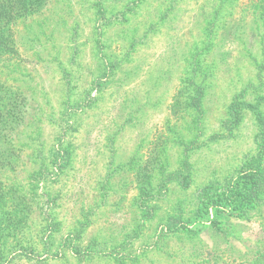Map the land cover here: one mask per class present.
Segmentation results:
<instances>
[{"label":"rangeland","instance_id":"obj_1","mask_svg":"<svg viewBox=\"0 0 264 264\" xmlns=\"http://www.w3.org/2000/svg\"><path fill=\"white\" fill-rule=\"evenodd\" d=\"M258 148L264 0H0V264L245 262L264 202L227 237L194 207Z\"/></svg>","mask_w":264,"mask_h":264},{"label":"trees","instance_id":"obj_2","mask_svg":"<svg viewBox=\"0 0 264 264\" xmlns=\"http://www.w3.org/2000/svg\"><path fill=\"white\" fill-rule=\"evenodd\" d=\"M232 106V105H231ZM230 106V107H231ZM240 169L237 170V174L232 176L231 179L226 183H213L212 185L204 186L201 189V195L199 201H197L194 209L196 211L195 217L199 222L198 229L201 231H213L214 233L227 237L229 234L228 223L230 221L225 220L229 216L233 215L236 218L241 219H250L252 212L257 211L259 205L264 202L263 192H264V148H258V153L253 156L251 159H248L244 162ZM210 186V187H209ZM215 209L216 215L212 216L211 211ZM220 212H226V215L219 216ZM153 213H145L142 218L148 219L152 216ZM188 221H182L181 225L176 227L175 224L177 221L174 219L173 225L170 226V232L176 231H188L187 227ZM145 228H139L136 236H142L145 233ZM194 231V230H193ZM231 236V235H230ZM87 249V248H86ZM80 247L76 246V251L74 254L76 257H79ZM109 253L111 257L105 258L110 261L111 264H181L180 261H186V264H191V255L196 254L195 262L192 264H264V231L262 235L257 239L254 246L249 250L248 257L245 262L237 263V261H225L226 259L223 252H214L212 253L213 258L196 251V249H190L191 253L188 258L185 257V253H172L165 252L168 262L157 263L150 260L151 251L148 253H125L127 250H116L111 249ZM97 252L93 253L96 254ZM124 254H127V258H132V262L122 263L121 259ZM210 255V254H208ZM49 256H52V260L63 259L66 255L56 253L55 251L50 253ZM199 257V259H198ZM26 258L29 261L37 259V254H34L32 257L28 255ZM88 256L84 260L76 259L73 264H89L100 261L102 258L99 256L90 259ZM45 260V259H44Z\"/></svg>","mask_w":264,"mask_h":264}]
</instances>
